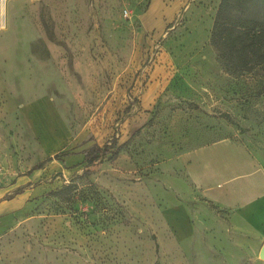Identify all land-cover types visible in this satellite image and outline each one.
I'll return each mask as SVG.
<instances>
[{
    "label": "rangeland",
    "instance_id": "rangeland-1",
    "mask_svg": "<svg viewBox=\"0 0 264 264\" xmlns=\"http://www.w3.org/2000/svg\"><path fill=\"white\" fill-rule=\"evenodd\" d=\"M221 1H2L0 264H264V233L179 177L207 128L264 158V64L221 63Z\"/></svg>",
    "mask_w": 264,
    "mask_h": 264
},
{
    "label": "crops",
    "instance_id": "crops-1",
    "mask_svg": "<svg viewBox=\"0 0 264 264\" xmlns=\"http://www.w3.org/2000/svg\"><path fill=\"white\" fill-rule=\"evenodd\" d=\"M2 1H0V10ZM43 100L40 98L33 103L34 113H38L40 102ZM4 106L8 116L9 113L14 114V110L18 109V106L11 101H7ZM2 113V106H0V119ZM17 123H19V119ZM200 139L204 141L205 145L187 155L185 172L179 177H184L186 182L193 184L196 194L199 196L215 205L234 210L239 218L248 221L253 230L264 233L263 156L231 137L219 135L215 128L203 129ZM2 163L3 159L0 153V165ZM40 169L42 168L37 170ZM27 178H29L28 175L22 176L17 184L19 185L21 180ZM15 187L14 184L0 188V215L6 213L11 206L14 197L11 195L7 197V194L10 193L11 188ZM23 192L20 189L17 194L20 195ZM168 201L169 204L173 203V199ZM173 208L169 207L167 215L170 219H179V229L183 234L188 226L186 223L187 209L185 205H179L176 216L173 213L175 211Z\"/></svg>",
    "mask_w": 264,
    "mask_h": 264
},
{
    "label": "trees",
    "instance_id": "trees-1",
    "mask_svg": "<svg viewBox=\"0 0 264 264\" xmlns=\"http://www.w3.org/2000/svg\"><path fill=\"white\" fill-rule=\"evenodd\" d=\"M212 44L221 63L236 72L264 64V0H222L213 25ZM121 147L115 138L104 145L94 143L82 152L84 162L92 164L108 154L114 156ZM64 154L68 153H57L49 160H59ZM42 166L40 163L35 169Z\"/></svg>",
    "mask_w": 264,
    "mask_h": 264
},
{
    "label": "water",
    "instance_id": "water-1",
    "mask_svg": "<svg viewBox=\"0 0 264 264\" xmlns=\"http://www.w3.org/2000/svg\"><path fill=\"white\" fill-rule=\"evenodd\" d=\"M260 255H261V257L264 258V243H263V245H262V247H261Z\"/></svg>",
    "mask_w": 264,
    "mask_h": 264
}]
</instances>
